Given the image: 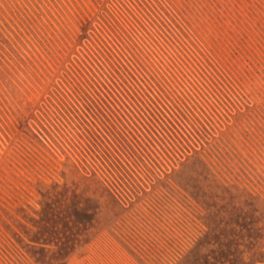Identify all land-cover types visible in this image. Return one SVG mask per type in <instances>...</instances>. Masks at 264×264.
Returning <instances> with one entry per match:
<instances>
[{
    "label": "rangeland",
    "instance_id": "rangeland-1",
    "mask_svg": "<svg viewBox=\"0 0 264 264\" xmlns=\"http://www.w3.org/2000/svg\"><path fill=\"white\" fill-rule=\"evenodd\" d=\"M0 264H264V0H0Z\"/></svg>",
    "mask_w": 264,
    "mask_h": 264
}]
</instances>
